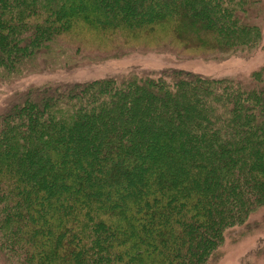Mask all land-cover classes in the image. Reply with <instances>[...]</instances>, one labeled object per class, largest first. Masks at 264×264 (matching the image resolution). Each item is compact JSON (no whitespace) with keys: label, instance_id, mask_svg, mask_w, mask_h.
I'll return each mask as SVG.
<instances>
[{"label":"trees","instance_id":"16d2710c","mask_svg":"<svg viewBox=\"0 0 264 264\" xmlns=\"http://www.w3.org/2000/svg\"><path fill=\"white\" fill-rule=\"evenodd\" d=\"M263 39L264 0H0V264H213L229 233L263 231L264 66L5 92L134 53L249 58ZM263 259L264 238L244 264Z\"/></svg>","mask_w":264,"mask_h":264},{"label":"rangeland","instance_id":"374dc122","mask_svg":"<svg viewBox=\"0 0 264 264\" xmlns=\"http://www.w3.org/2000/svg\"><path fill=\"white\" fill-rule=\"evenodd\" d=\"M177 62L179 66L189 68L203 74L214 77H235L237 75L248 76L254 70L264 66V39L260 46L254 50L249 58L229 57L222 61H205L201 58L176 59L168 55H160L154 52L146 54L134 53L120 59H111L101 64L85 65L74 70L45 71L42 74H30L9 88L5 92L9 93L18 88H24L32 84L45 82H55L59 80H87L104 77L111 74L120 73L129 68L158 70ZM4 91V90H3ZM0 95L1 100L3 96ZM256 217V216H255ZM260 220V219H257ZM254 217L250 220L254 221ZM264 238V230L250 231L246 228L234 230L226 236L221 258L213 264H244L252 261V251H255L260 241ZM264 263V259L261 260Z\"/></svg>","mask_w":264,"mask_h":264}]
</instances>
